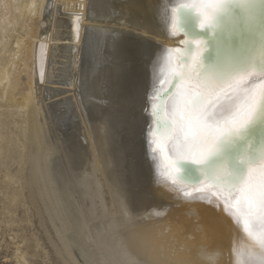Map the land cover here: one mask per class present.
Listing matches in <instances>:
<instances>
[{"label":"bare ground","instance_id":"6f19581e","mask_svg":"<svg viewBox=\"0 0 264 264\" xmlns=\"http://www.w3.org/2000/svg\"><path fill=\"white\" fill-rule=\"evenodd\" d=\"M195 29L224 31L212 62ZM263 68L264 0H0V103L31 123L16 176L85 264H264V137L224 153L264 135Z\"/></svg>","mask_w":264,"mask_h":264},{"label":"rangeland","instance_id":"374dc122","mask_svg":"<svg viewBox=\"0 0 264 264\" xmlns=\"http://www.w3.org/2000/svg\"><path fill=\"white\" fill-rule=\"evenodd\" d=\"M13 110H14V108H10V107L8 108L3 103H0V116L1 117L3 116L2 119L0 117V121H6L8 123V127H9V129L4 127L1 130L2 135H4V137L7 136L6 137L7 141L4 142V144H3L4 147L2 146L3 148H5V147L6 148H5V151H3L4 153H2V151L0 152V153H2V154H0V158H1L0 162L3 161L4 159H5V161L9 162L12 159L14 160V158L16 160L14 162H16V163L19 162L17 164H15L13 162L16 166L19 165V166H17V168H16V166H14V164L12 165L11 162L13 160L9 163H5L3 161L4 165L8 164L7 166L2 165V163L0 164V167H1L0 168V180H2V181H0V264H72V263L73 264H85L84 261L82 259H80V257H78L76 249L71 248L72 250L70 249L71 251L69 250V253H68L63 249L62 246H60V245H62L61 240L60 239L58 240L57 238H59V237L55 236L56 233H54L55 231L52 229L50 222L48 221L47 216L45 215L44 206L42 204H40V202H36V200L33 199L36 197H35V195H31V194H33L32 191L29 192V190H31V188L29 187V186H31V182L29 185V183H28L29 181L27 179H26V183L24 181L25 180L24 177L26 178L27 174L29 172V166L25 165L26 163L21 164L20 159L16 158L13 155V152H11L9 147H12L13 148L12 150L15 151L17 149V147L19 149V145L22 146V143H21L22 138L17 137V135L20 134L23 127L25 128L26 126L31 125V123L26 118H23L24 117L23 114H21L18 111H13ZM5 113H6V115L4 116ZM10 114H11V116H10ZM25 119H26V121H25ZM24 122H26V124ZM9 123L12 124V127H11V125H9ZM15 124H19V125H15ZM10 129H12V132ZM16 129H18L19 131L18 130L16 131ZM4 131H5V134H4ZM13 131H15L17 134ZM8 136L12 139L8 138ZM14 137L16 138L17 141L15 140ZM19 138H21L20 139L21 142H20V140H18ZM8 140H10V141L12 140V143L15 142L16 144L15 143H13V144L15 145L16 148H14L13 144ZM8 142L11 143V145ZM17 142H19V144ZM7 146L9 149L7 148ZM6 149H8V151L10 150V153H12V154L9 155L8 151ZM20 150L22 151L23 149L21 148V149H19V151ZM1 156H3V157H1ZM7 158H9V161ZM23 162H25V161H23ZM22 165H23V167H22ZM2 166H4V167H2ZM5 167H8V168L10 167V168L5 169ZM19 167H21V169L22 168L23 169L21 170ZM3 169H5L7 172ZM16 169H18L20 171H18ZM24 170L26 173L23 174ZM14 172H15V176L10 175V174H13ZM7 173L9 176L7 175ZM19 173L24 176L23 177L24 180H22V175H20V177H19L20 180H18L19 178L17 176ZM9 177H11L12 179ZM15 177H17V178H15ZM3 180L5 182H7V184ZM9 180H11V181H9ZM21 180H22L23 184L20 182ZM11 182L12 183L14 182L13 183L14 185L12 184L13 187L10 185ZM15 182H16V184H15ZM17 183H18V185H17ZM27 183L29 186L27 185ZM4 184L6 185V187ZM24 185H27V186L25 187ZM14 186H15V188H14ZM22 186H23V188H22ZM8 187L12 188V189H10L11 193L8 191L9 190ZM16 187H18V188L16 189ZM20 187L22 190H24L23 192H22V190H20ZM2 188H3V190H2ZM5 188H8V190ZM15 189L17 190L18 193L16 192ZM12 190L14 193L12 192ZM7 193H10L11 195H9ZM16 194H18L19 196ZM14 195L16 197L15 199H13ZM17 197H20L19 200L21 201V199H22L23 202L21 201L22 202L21 203ZM15 200L18 203L14 202ZM30 200L33 204L30 203ZM8 202L9 203L12 202V203H10V205H9ZM13 203H15L14 206L12 205ZM18 204H19V206H18ZM14 207H16L17 209L16 208L14 209ZM7 208H9L11 212ZM54 247H57V248H54ZM56 249H57V251L59 250L60 252L56 253L57 252ZM57 254H59L60 256ZM69 254H70V256H69ZM72 254H74V255H72ZM62 258H63V260H62ZM72 261H74V262H72Z\"/></svg>","mask_w":264,"mask_h":264},{"label":"water","instance_id":"95a60500","mask_svg":"<svg viewBox=\"0 0 264 264\" xmlns=\"http://www.w3.org/2000/svg\"><path fill=\"white\" fill-rule=\"evenodd\" d=\"M222 4V3H221ZM236 5V3H230V4H228V7H229V9H232V11L233 12H235V14L237 15V14H239L238 13V7L239 6H235ZM178 15H180V13L178 12ZM238 16H240V15H238ZM185 21L187 22V24H185V26H182V25H180L181 26V29H180V27H179V29H178V27H177V34H178V36H181V35H183L184 37H186L187 35V33L188 32H190V30H191V27H190V24H191V22H189V21H187V19H185ZM242 25V24H241ZM240 24H239V29H241L242 28V26H241ZM226 26H228V25H226ZM223 28V27H222ZM233 28V27H232ZM233 30H234V28H233ZM235 31V30H234ZM234 31H233V33H234ZM222 33H224V31L222 32ZM222 33H218L217 34V32L216 33H214L211 37H210V35L208 34V29H203V30H196L195 29V31H194V34L195 35H197V36H200L201 38H203V39H205L206 40V43L207 44H209V48L207 49V50H205L204 51V53L202 54V61L203 62H212V60H213V53H212V51H213V49H212V47H211V43H212V38H215L216 36H218L219 34H222ZM232 33V34H233ZM235 33H236V31H235ZM234 35V34H233ZM239 38H242V37H244L243 35H242V33H241V35L239 34ZM233 38H235V36H232ZM187 40H185L184 41V46L186 47H188L189 45H190V43L189 42H186ZM232 44H236V43H234V42H232ZM180 60H181V62L183 63V64H185L186 62H187V58L186 57H181L180 58ZM199 72H201V67H199ZM262 74H264V68H263V70H262ZM176 82H177V76L175 75V76H173V78H172V80H171V82H170V84L168 85V87L166 88V90H164L163 92H161V94L158 96V97H156L155 98V101H157V104L159 103V107H158V109L156 108V106H155V108H154V117H155V120H154V126H153V128H156V127H158V119H157V115L159 114V111L161 110V108L163 107V102H164V100L169 96V95H171V92H172V90H173V88H174V86L176 85ZM161 86V84L159 85V87ZM156 104V105H157ZM263 121V119H262V117L259 119V120H257V122L255 123V124H253V125H251V126H248L247 128H246V130H245V132H246V135H245V137L243 138V139H241V140H239L238 142H235V145H233L232 147H231V149L230 148H228L227 150H225L224 151V153H231L230 152V150H233L234 151V149H236V148H239V150L241 149V147H243L244 146V143H245V141H248L249 139H251V143H250V145H249V147H248V155L249 156H251V154L253 153V151H255V150H253V149H255L258 145H259V142L260 141H263V137H264V135H262L263 134V132H262V122ZM232 151V152H233ZM235 152L236 153H238V150H235ZM223 153V154H224ZM223 156V155H222ZM223 157H220L219 159L217 158V159H215V160H213L212 162H214V161H218V160H221ZM212 162H210V163H212ZM238 165L241 167V171H243L242 169H243V166H242V164L241 163H238ZM198 167H200L199 165H197V164H194V163H191V162H188V161H184V162H181L180 164H179V168H180V178L182 179H184V178H188V175L189 176H191V178L193 177V180L195 181V183H197V178L199 177L198 176V174L195 172V170L194 169H196V168H198ZM230 191H232L231 192V194H234V192H233V188H231L230 189Z\"/></svg>","mask_w":264,"mask_h":264}]
</instances>
